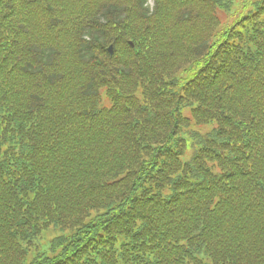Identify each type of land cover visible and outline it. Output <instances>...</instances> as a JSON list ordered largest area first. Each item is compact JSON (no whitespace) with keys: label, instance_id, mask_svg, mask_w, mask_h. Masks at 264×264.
<instances>
[{"label":"trees","instance_id":"obj_1","mask_svg":"<svg viewBox=\"0 0 264 264\" xmlns=\"http://www.w3.org/2000/svg\"><path fill=\"white\" fill-rule=\"evenodd\" d=\"M152 1L0 0V264H264V0Z\"/></svg>","mask_w":264,"mask_h":264},{"label":"rangeland","instance_id":"obj_2","mask_svg":"<svg viewBox=\"0 0 264 264\" xmlns=\"http://www.w3.org/2000/svg\"><path fill=\"white\" fill-rule=\"evenodd\" d=\"M149 5L152 6V1H151V0H150V2H149ZM188 153H189V151H188ZM48 235L50 236L51 233H49Z\"/></svg>","mask_w":264,"mask_h":264}]
</instances>
